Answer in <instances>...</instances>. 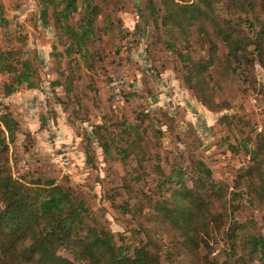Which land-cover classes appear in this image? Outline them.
<instances>
[{"label":"rangeland","instance_id":"374dc122","mask_svg":"<svg viewBox=\"0 0 264 264\" xmlns=\"http://www.w3.org/2000/svg\"><path fill=\"white\" fill-rule=\"evenodd\" d=\"M150 1L158 8L154 15L147 9ZM162 1L96 0L104 10L96 20L97 32L90 44L94 56L88 57V64L79 54L54 56L65 51L66 44L52 14L49 25H43L39 0H0V12L7 19L0 20V51L16 49L38 70L35 88L24 84L9 96L4 84L13 77L0 73V115L9 112L19 124L17 139L10 143L13 173L75 188L89 208L85 224L111 231L117 243L130 246L133 253L141 242L150 240L139 218L128 212L137 203L135 195L152 197L147 211L160 215L155 201L162 198L163 188L159 190L158 178L176 171L184 179V189L192 192L199 175L196 164L203 162L212 172L208 180L224 188L222 198L213 197L212 210L234 216L248 223L250 232L264 235L263 202L248 183L243 189L236 185L244 169L253 170V151L264 142V53L260 55L264 37L259 34L264 0L258 11L249 14L233 0L214 4L220 22L240 23L243 37L250 38L241 62L226 59L230 47L220 35L211 43L195 27L172 48L162 23ZM176 1L185 8L184 0ZM260 41L262 46L254 50ZM199 60H212L201 78L194 70ZM203 75L208 105L201 101L197 86ZM55 80L64 85H53ZM103 142L110 146V154ZM127 142L136 144V150L124 158L119 149ZM177 187L176 180L169 184L164 198L170 199ZM232 191L242 192V199L231 201ZM220 225L227 227L228 222L211 221L210 257L224 261L228 246ZM155 227L165 249L149 248L163 264H193L188 256L169 259L167 250L174 248L170 230L167 224ZM207 252L202 248V254Z\"/></svg>","mask_w":264,"mask_h":264},{"label":"trees","instance_id":"16d2710c","mask_svg":"<svg viewBox=\"0 0 264 264\" xmlns=\"http://www.w3.org/2000/svg\"><path fill=\"white\" fill-rule=\"evenodd\" d=\"M184 1V9L176 0L162 1L165 10L162 23L170 35L172 48L179 46L183 35L188 34L191 27H195L211 43L213 38L220 35L229 44L230 51L226 59L240 61V57L247 54L248 46L251 45L250 38L243 37L240 23L233 24L229 19L220 22L214 13L216 0ZM233 2L241 11L249 14L258 11L260 0ZM39 5L43 25H49L52 14L61 42L66 44L65 51L57 52L54 56L79 54L89 64L88 57L94 56L90 44L94 43L92 38L97 32L96 20L104 8L96 0H39ZM156 8V4L150 1L147 9L153 15L158 10ZM77 14L80 17L74 23L72 19ZM259 18L262 20L260 16ZM246 19L247 22L250 21L249 18ZM0 20L7 22L2 12ZM261 22L264 24V21ZM250 25L253 26V23L250 22ZM259 34L264 37V25ZM261 42L263 43L255 42L254 50L262 46ZM180 57L185 58V55L180 52ZM210 64L212 60L196 62L194 70L200 71L199 78ZM6 72L13 77V80L4 84L6 96L13 94L24 84L28 89L37 86V68L31 60L18 56L16 49L0 51V73ZM193 77L194 73L190 69L187 79L191 81ZM204 81L203 75L197 86L201 89V101L208 105V95L202 88ZM53 85L64 83L62 80H55ZM18 125L11 113L0 115V264H75L76 260L80 264H163L161 256L149 248L153 245L165 249V240L157 239L155 235V226L160 224H167L170 241L174 243V248L167 250L169 259H184L188 256L193 264H264V235L250 232L248 223H243L234 216L229 218L220 210H212L213 197L222 198L224 188L208 180L212 178V172L205 163L196 164L199 175L195 181L196 189L192 192L184 189V179L176 171L165 179L158 178L157 186L159 190L163 188L162 198L155 201L161 208L160 215H152L147 211L153 201L152 197L135 195L137 203L128 212L139 218L141 230H146L150 240L141 242L131 253V247L119 245L111 231L101 226L85 224L84 217L89 213V208L82 194L77 193L75 188L57 183L54 179L26 180L24 177H15L10 164V143L17 139ZM102 144L105 152L110 154V146L106 142ZM127 144L126 148L119 149L124 158L136 150V144ZM261 144L263 145H258L257 151L252 154L255 161L253 170L244 169L238 176L236 185L237 189H243L244 182L248 183L250 189L257 193V199L264 204V142ZM259 154H262V159H258ZM175 180L178 187L173 190L170 199H165L167 186ZM243 195L240 191H232L231 201H238ZM223 218L228 226L220 225L218 230L226 240L227 257L224 261H217L210 257L213 254V247L209 242L210 228L212 220ZM204 247L208 252L202 254Z\"/></svg>","mask_w":264,"mask_h":264},{"label":"built area","instance_id":"2783aa9c","mask_svg":"<svg viewBox=\"0 0 264 264\" xmlns=\"http://www.w3.org/2000/svg\"><path fill=\"white\" fill-rule=\"evenodd\" d=\"M64 156H65V155H64ZM64 164H66V165L69 164V163H68V160H67V161H64Z\"/></svg>","mask_w":264,"mask_h":264}]
</instances>
